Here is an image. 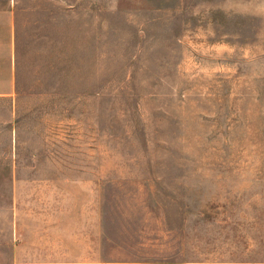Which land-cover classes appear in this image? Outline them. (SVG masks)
Listing matches in <instances>:
<instances>
[{"label":"rangeland","instance_id":"rangeland-1","mask_svg":"<svg viewBox=\"0 0 264 264\" xmlns=\"http://www.w3.org/2000/svg\"><path fill=\"white\" fill-rule=\"evenodd\" d=\"M10 31L0 264H264V0H0Z\"/></svg>","mask_w":264,"mask_h":264},{"label":"crops","instance_id":"crops-1","mask_svg":"<svg viewBox=\"0 0 264 264\" xmlns=\"http://www.w3.org/2000/svg\"><path fill=\"white\" fill-rule=\"evenodd\" d=\"M13 36L14 35L12 31H10L8 41L6 42L7 44L6 48L4 46V50H2V52L0 53V64H1L0 67L6 71V72L4 71L3 83L6 86L9 85V89L11 88L10 86L13 87L14 84L16 85V83H18V80H17L18 79V61L16 57V55L18 56V47H16V43L14 42ZM6 51H7V55H6ZM14 62H15V66H14ZM15 79H16V82H15ZM4 94H7V92ZM18 179L19 178L17 177L15 178V180H18ZM20 213H22V211H20ZM17 220L18 219L16 217V222ZM22 246H23V243H20L18 246H16V250L13 253V261L15 262V264H62V263H57L56 260L54 259H48V260H51V262L49 263L46 262L47 261L46 259H44L43 262H40L39 258H36L34 256L24 253V251L21 248ZM101 261H104V260L102 259ZM87 263L88 262L84 264H87Z\"/></svg>","mask_w":264,"mask_h":264},{"label":"trees","instance_id":"trees-1","mask_svg":"<svg viewBox=\"0 0 264 264\" xmlns=\"http://www.w3.org/2000/svg\"><path fill=\"white\" fill-rule=\"evenodd\" d=\"M104 261H109L108 259L104 258ZM117 261V260H115ZM120 261H124V262H141V263H154L156 261L154 260H147V259H133V258H126ZM161 263V262H160Z\"/></svg>","mask_w":264,"mask_h":264}]
</instances>
